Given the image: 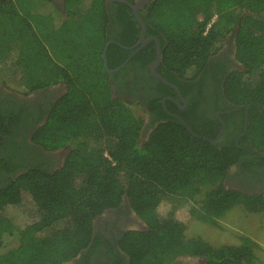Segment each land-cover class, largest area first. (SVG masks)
Masks as SVG:
<instances>
[{"label":"trees","instance_id":"16d2710c","mask_svg":"<svg viewBox=\"0 0 264 264\" xmlns=\"http://www.w3.org/2000/svg\"><path fill=\"white\" fill-rule=\"evenodd\" d=\"M41 1L0 0V82L36 88L64 81L65 93L32 141L46 150L66 144L71 150L52 175L24 173L17 182L0 186V212L26 202L30 217L15 225L0 216V243L3 234L17 238L16 246L0 250V264L72 260L91 241L93 218L116 207L124 195L147 226L122 237L128 264H169L183 254L203 257L205 264H257L256 245L246 237L239 245L213 246L184 232L192 219L217 225L235 206L264 212V194L249 196L223 184L230 166L246 155L238 146L249 143L264 153V0H151L138 10L145 37L160 44L156 72L178 88L188 110L197 78V127L170 99L178 101L175 91L148 73L156 57L153 40L120 70L104 69L101 53L108 40L131 46L139 37L140 26L128 4L63 0L62 14L43 15L34 11ZM233 28L235 58L243 70L226 75L222 89L228 106L216 107L207 117L198 109V76ZM130 51L110 43L108 67L119 65ZM129 70L132 80L147 77L145 84L154 90L145 108L158 123L142 144L143 118L112 90V82ZM134 105L143 106L138 101ZM216 110H230L219 116L222 135L228 117L236 116L239 125L212 142L208 139L221 128ZM168 111L208 139L191 135ZM162 195L178 196L183 204L161 209Z\"/></svg>","mask_w":264,"mask_h":264},{"label":"flooded vegetation","instance_id":"af4514ba","mask_svg":"<svg viewBox=\"0 0 264 264\" xmlns=\"http://www.w3.org/2000/svg\"><path fill=\"white\" fill-rule=\"evenodd\" d=\"M236 29L233 28L226 34L220 48L209 56L206 67L202 70L200 77L198 76L202 92L198 109L207 117L212 116L213 109L216 107L228 106L222 89L226 75L232 70H243L242 65L235 58ZM132 78L133 71L129 70L118 80L112 82V90L114 96L130 105H134V102L137 101L143 105L141 109L145 117L139 138V142L142 144L158 123L153 119V113L146 111L145 108L154 94V90L153 86L145 84L148 82L147 77L137 80H132ZM10 83L0 82V186L17 182L24 173L30 172L33 177L43 178L52 175L63 167L65 158L71 150L69 144L57 149L46 150L32 141L35 130L45 123L53 106L65 93L67 86L64 81L58 80L53 84L36 88L14 83L11 85ZM170 99L176 104L177 109L185 114V119L197 127V78L189 94L192 110H188L187 100ZM163 100L165 101V98L161 102ZM163 107L165 108V104ZM228 111L230 110H216L215 114L219 117L220 113ZM168 114L178 121L179 118L182 119L174 112L168 111ZM220 121L222 120L220 119ZM238 125L239 121L236 116L228 117L227 129L225 132L223 131V135L221 131L216 141L221 138V135L228 137V132H234ZM243 134L244 126L243 131L237 133L235 141L237 142ZM238 147L242 148L246 155L240 163L230 166L226 172L223 180L225 188L234 189L249 196L263 195L264 153L257 151L249 143ZM244 162H247V165L242 166ZM13 207H3L0 216L8 217L13 224L20 225V221H18L20 218L12 213L16 209ZM92 224L93 241L91 246L88 249L85 248L72 260L61 264H128V259L120 247L122 237L129 231L147 229L145 222L132 208L126 195L122 197L116 207L106 208L94 217ZM9 236L2 235L0 250L4 244V237ZM169 264H205V259L200 256L183 254L174 258Z\"/></svg>","mask_w":264,"mask_h":264},{"label":"rangeland","instance_id":"374dc122","mask_svg":"<svg viewBox=\"0 0 264 264\" xmlns=\"http://www.w3.org/2000/svg\"><path fill=\"white\" fill-rule=\"evenodd\" d=\"M238 11L234 9L232 14L237 15ZM130 107L137 116L144 119L145 114L139 106L132 104ZM162 198L161 209L178 207L183 204V199L178 196L162 195ZM28 209V205L25 202L23 207L16 208L12 212L20 218L18 221H20L21 225L30 219L27 215ZM184 234L186 237L199 238L213 246L239 245L242 238L246 237L256 245L257 264H264V212L249 213L242 207L235 206L218 219L217 225H211L196 219L189 220ZM16 244L17 238L15 236L4 237V244L1 250L14 247Z\"/></svg>","mask_w":264,"mask_h":264},{"label":"water","instance_id":"95a60500","mask_svg":"<svg viewBox=\"0 0 264 264\" xmlns=\"http://www.w3.org/2000/svg\"><path fill=\"white\" fill-rule=\"evenodd\" d=\"M112 1H122V2H125L126 4L129 5V7L131 8V11H132V14L134 16V18L136 19V21L138 22L139 26H140V33H139V37L138 39L136 40V42H134L131 46H123L113 40H108L104 46H103V49H102V53H101V58H102V62H103V67L104 69L107 71V72H116L118 70H120L122 67L125 66V64L128 62V60L136 53L140 50V48L145 45L146 43H148L150 40H153L154 43H155V52H156V57L155 59L149 64V73L152 77L160 80L162 83H164L165 85L171 87L177 97L179 98V100L181 101H184L183 100V97L182 95L180 94V91L178 90V88L176 86H174L173 84L169 83L168 81H166L163 77H161L157 72H156V67L158 66L160 60H161V49H160V44H159V41L153 37V36H150V37H145V32H146V28H145V25H144V22L143 20L141 19L140 15H139V12L138 10L140 8H143L145 4H148L151 0H134V3H130L126 0H112ZM110 43H116L117 45H119L120 47L124 48V49H128V50H131L129 55L119 64L117 65L116 67L114 68H109L108 65H107V57H106V51H107V47ZM164 102V100L162 101V103ZM164 105V103H163ZM236 109V108H234ZM179 121L185 125L186 129L188 130V132L195 136V137H198V138H204V139H208V138H205V137H202V136H199L197 135L196 133H194L191 128L182 120L179 118ZM222 123V121H221ZM224 125L222 123V127L221 129L218 131L217 135L215 136V138H212V139H208L209 141H216L219 136H220V133L223 129ZM244 130H245V127H244ZM92 241H93V237L91 238V241L89 242L88 246L86 247V249H88L91 244H92Z\"/></svg>","mask_w":264,"mask_h":264},{"label":"crops","instance_id":"0c3cea01","mask_svg":"<svg viewBox=\"0 0 264 264\" xmlns=\"http://www.w3.org/2000/svg\"><path fill=\"white\" fill-rule=\"evenodd\" d=\"M40 12L41 14H56V10L63 12V0H44L40 3H37L34 7V11Z\"/></svg>","mask_w":264,"mask_h":264}]
</instances>
